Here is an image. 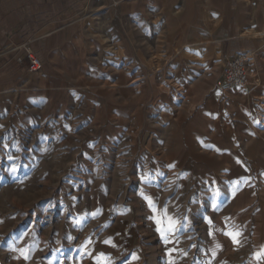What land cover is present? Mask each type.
<instances>
[{"label":"rangeland","instance_id":"374dc122","mask_svg":"<svg viewBox=\"0 0 264 264\" xmlns=\"http://www.w3.org/2000/svg\"><path fill=\"white\" fill-rule=\"evenodd\" d=\"M255 62L215 135L189 136L176 102L136 111L100 87L29 118L0 113V264H264Z\"/></svg>","mask_w":264,"mask_h":264},{"label":"crops","instance_id":"0c3cea01","mask_svg":"<svg viewBox=\"0 0 264 264\" xmlns=\"http://www.w3.org/2000/svg\"><path fill=\"white\" fill-rule=\"evenodd\" d=\"M242 54L257 74L264 0H0V113L29 118L100 87L136 111L176 102L189 136L215 135L239 93L222 67Z\"/></svg>","mask_w":264,"mask_h":264},{"label":"built area","instance_id":"2783aa9c","mask_svg":"<svg viewBox=\"0 0 264 264\" xmlns=\"http://www.w3.org/2000/svg\"><path fill=\"white\" fill-rule=\"evenodd\" d=\"M23 49L26 52L29 71L35 75L41 74L44 70V65L36 53L27 45H24ZM249 63V57L243 54L225 61L223 74L226 86L246 88L250 84V73L248 72Z\"/></svg>","mask_w":264,"mask_h":264},{"label":"snow or ice","instance_id":"6c2138e0","mask_svg":"<svg viewBox=\"0 0 264 264\" xmlns=\"http://www.w3.org/2000/svg\"><path fill=\"white\" fill-rule=\"evenodd\" d=\"M233 239H235V237H233ZM261 255H264V253H261ZM259 258V257H258Z\"/></svg>","mask_w":264,"mask_h":264}]
</instances>
